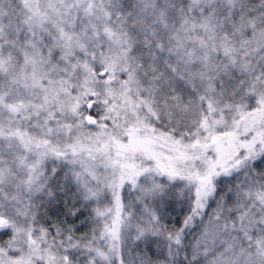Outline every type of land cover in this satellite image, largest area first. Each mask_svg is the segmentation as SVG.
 <instances>
[{
  "label": "snow or ice",
  "instance_id": "1",
  "mask_svg": "<svg viewBox=\"0 0 264 264\" xmlns=\"http://www.w3.org/2000/svg\"><path fill=\"white\" fill-rule=\"evenodd\" d=\"M0 264H264V0H0Z\"/></svg>",
  "mask_w": 264,
  "mask_h": 264
}]
</instances>
